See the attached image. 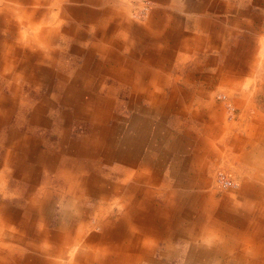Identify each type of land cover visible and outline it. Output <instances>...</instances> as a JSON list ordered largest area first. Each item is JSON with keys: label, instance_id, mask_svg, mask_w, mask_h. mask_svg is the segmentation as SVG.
<instances>
[{"label": "crops", "instance_id": "crops-1", "mask_svg": "<svg viewBox=\"0 0 264 264\" xmlns=\"http://www.w3.org/2000/svg\"><path fill=\"white\" fill-rule=\"evenodd\" d=\"M46 1L0 0V79L13 91L16 81L47 89L30 106V125L46 130L48 118L41 115L48 108L56 107L62 119L57 150H40L38 139L14 128L0 138L5 149L0 162L15 168L19 182L32 185L24 205L21 196L18 205L0 200V264H173L171 247L165 260L155 256L153 242L161 239L168 245L190 244L183 264H264V245L258 244L261 221H252L242 203L201 191L210 183L204 176L208 162L218 156L230 167L236 156L250 177L243 179V194L264 195V101L257 95L258 74L264 69L263 21H245L257 14L247 8L235 12L231 0H187L183 12L207 14L199 20L202 36L172 22L179 16L163 7L172 0H149L150 14L143 22L130 16L133 0H56L59 16L39 7ZM113 2L114 7L108 5ZM252 2L264 9V0ZM231 11L233 17L225 15ZM48 14L55 22L47 20ZM86 24L92 28L90 39L82 30ZM233 35L241 37L228 41ZM82 40L91 43L89 49L80 44L68 50L70 42ZM170 50L184 59L205 57L195 67L201 72L184 79L188 84L198 80L193 94L175 81L168 97L161 94L170 82L165 71L171 67ZM64 57L69 58L68 75L56 66L65 68ZM107 76L135 85L128 106L138 115L125 127L121 147L116 146L119 131L108 125L115 109L109 97L117 87H108L107 96L98 94L105 90L100 85ZM53 78L59 80V93L51 100ZM216 92L226 93L229 101L216 100ZM5 96L0 90V125L10 119L9 103L16 102ZM194 97L199 102L193 106ZM171 111L187 120L174 131L161 126V117ZM148 115L159 117L156 126ZM72 121L90 123L91 133L68 147L65 135ZM168 136L173 144L161 150V140ZM40 173L43 181L36 185Z\"/></svg>", "mask_w": 264, "mask_h": 264}, {"label": "rangeland", "instance_id": "rangeland-1", "mask_svg": "<svg viewBox=\"0 0 264 264\" xmlns=\"http://www.w3.org/2000/svg\"><path fill=\"white\" fill-rule=\"evenodd\" d=\"M46 1V0H45ZM56 0H48L46 1L47 3L44 4V6H39L42 9H48L49 11H51V15L54 16H59L61 14V6L56 4L55 2ZM192 3L201 1V0H192ZM228 1V0H226ZM236 1V2H233ZM231 0L229 1L234 8L235 12L244 10V8H247L246 11H249L250 13H255L257 14V17H253L250 16L247 19L245 18V21L248 20L250 23L258 25L261 23L260 20L263 21L264 23V9L262 10V6L260 5H252V1L253 0ZM154 2H157L156 0H152V4ZM115 3H109L108 5L111 7H114ZM151 2L149 0H133L131 1V5H130V16L133 20L137 21V22H143L147 19V17L150 14V10H151ZM105 5V4H103ZM159 5V4H158ZM165 6H163L166 9H171V12L173 13V15L175 16H179L178 22H176L175 20L172 22L178 27V29L181 30H185L187 32H193L196 33L198 35H202L204 36V31L200 28V24H199V20H202V16H207V14H195L193 12H189V13H185L183 12V9L185 7H187L188 5H190L189 3H187V0H172L171 2H166L164 4ZM81 9L83 8V5H78ZM163 8V9H164ZM96 11H99L98 8H95ZM82 14V13H81ZM235 13L233 11H231L230 13L225 14L228 17H233ZM249 14V13H248ZM53 18V17H52ZM50 17V15L48 14V18L51 22H55L56 19H52ZM84 19V18H83ZM155 21V20H154ZM166 21V19H165ZM159 22V21H157ZM159 25H161V22H159ZM87 27L82 28L83 32H85V39H90V37H92V28L90 26H88V24H86ZM153 26H157V24H153ZM229 26V25H227ZM264 27V24H263ZM241 32V30H240ZM9 37V36H8ZM241 35H233L230 37V39L228 41H235L236 39H240ZM59 42L61 43V46L65 49V51H63V53L65 52V54L67 53L68 55V51L66 49L65 44L63 43L62 40L60 39ZM87 46L86 48L89 49L90 48V44L88 41L84 42V40H82V42H70L69 43V48L75 46ZM172 49V48H171ZM136 53V52H135ZM137 54V53H136ZM170 56H169V60H168V66L171 65V67L168 69L166 67V73L170 75V78L167 79V81L169 80L170 82H167V84L162 88L161 90V94L166 93V96H169L170 89H171V85L172 83L177 82V85L179 87H181L182 89H184L185 91L193 94V92L195 91V88L197 87L198 83L196 81V83H192V84H188L186 82H184L185 76L190 73V72H194L197 75L201 72L198 71V69H196L195 67L197 65H200L202 63L205 62V57H203L202 54H199L197 57H194V59H190L189 57L187 59L182 58L181 56H178L176 54V51H172L170 50L169 52ZM139 55V54H137ZM69 56V55H68ZM158 56V54H157ZM70 57V56H69ZM260 57L263 59V67H264V52L260 55ZM99 55L96 53L95 55V59L98 60ZM157 57H154V59H156ZM158 58H161L160 56H158ZM64 59V60H63ZM63 59H61V61L63 62V65L65 66V68H59V64L56 63L58 61V58H54L52 59V63L58 68V70H60L64 75H68V70L67 67L68 65V57H64ZM182 59H184L182 61ZM163 60V58H162ZM164 61V60H163ZM166 65V64H165ZM55 66V67H56ZM52 67V68H55ZM205 70H208L204 67ZM203 70V69H202ZM133 71V70H132ZM135 71V70H134ZM258 85L260 87V89L258 90L257 95H259V97L262 98V101H264V69L262 70V72H259L258 74ZM263 82V83H261ZM16 83V84H15ZM14 83V87L15 90H10L9 88L6 87L5 81L0 79V90H1V94L3 96H5V98L9 101H13L12 98L14 100H16V102H12L9 103L10 105L13 106V111L11 112V116L10 119L8 120L7 123L5 124H1L0 125V138L3 137V132L5 129L7 128H14L17 131H21L22 134L24 135H29L33 138L38 139L39 141V149L43 150V149H47V148H53L54 150L58 149L57 146V142L59 140V137L61 135L60 131H59V126L62 125L60 124V122L62 121V119L60 118V113L58 114L59 110H56V107L54 109L52 108H48V110H46L45 113H43L41 116L48 118V127L46 128V130L41 129V127H35L33 125L29 124V118L31 116V111H30V106L35 103V101H40L39 99L42 97V95L45 94V92L47 91V89L43 88L42 86L39 87L38 86H34L31 85L29 83H22L20 81H16ZM3 86V88H2ZM51 90H49L50 92V99L52 100V97L56 95V93H59V80L57 78H53L52 83H51ZM100 86L104 87V91L103 92H98V94H100L101 96H107L106 92H107V88L110 86H116L117 87V91L115 93V95L113 97H109L111 101H113L114 105H115V109L113 112V117L110 119L109 121V126H116V129L119 131L118 134H116V146L117 147H121L122 142H123V135L125 134V127H127L128 123L130 121L133 120V117L138 115L137 112H135V109L130 106H128V102H129V97H130V92H132V88H134L133 86L135 85H125V84H119L117 82H115L112 78H110L109 76L104 78V81L101 83ZM98 86V87H100ZM2 88V89H1ZM38 88V90L36 89ZM46 90V91H45ZM47 93V92H46ZM215 99L219 100V101H229L228 100V96L226 95V93H222V92H216L215 94ZM143 104H145V100L143 99ZM193 106L199 102V99L196 97L193 98ZM141 102V101H140ZM59 108V107H57ZM62 109V107H61ZM162 109V108H161ZM171 109V108H169ZM168 110V109H167ZM261 111L262 113H264V106L261 107ZM168 112V111H167ZM140 116V115H139ZM141 117V116H140ZM158 116L156 115H152L151 117L148 115L147 116V121L153 123V126H156L157 121H158ZM61 120V121H60ZM187 123L185 118H179L177 117L174 113H169L165 118L161 117V126L165 129H173L176 127V124H178V122H184ZM1 122V121H0ZM188 124L192 125V123L188 122ZM190 125V126H191ZM91 124L88 122H71L69 124V127H71V130L69 131V135L65 137L67 138V146L70 147V143H73L72 140L75 139L76 141H80V139L82 138V136H85L86 134L91 133V128H90ZM123 129V131L121 129ZM187 129L190 130V127L188 126ZM168 134V133H167ZM171 134V133H170ZM173 134V132H172ZM166 135V134H165ZM168 136L164 139L161 140V150L165 149V148H170V145H172L173 140L169 139ZM173 138V137H171ZM7 139L3 140V145H5V148L8 145V141H6ZM172 147V146H171ZM5 149L2 148V139H0V160L4 159V154H2V152L4 153ZM172 156V155H171ZM184 156V155H183ZM182 156V157H183ZM173 157V156H172ZM216 161H213L211 164L210 162H208V166H207V173L205 171L204 176L207 178H209L210 183L208 185V187H203L201 189L202 193L204 192L209 193L211 192L212 195L214 196V199L216 200H220V201H229V202H240L242 203V208L244 211L250 212L251 213V220L252 221H256V220H260L261 221V227L259 228V237L262 240L261 243H258L259 245H264V218L261 214V209H262V204H264V195L260 196V194L254 195L252 197L247 196L245 194H243L244 190H243V179H247L250 178L246 175H244L245 173V168L244 166L246 164H238L236 162V156L233 157V161L234 163L231 164L232 166L228 167L226 164L227 162L224 161V158L220 159L218 156H216ZM167 164L170 165L169 160H167ZM211 165V166H210ZM114 168V166H113ZM169 167H167L168 169ZM202 168V167H201ZM14 171L15 168L12 165H6L4 162L2 164V162H0V200H4V201H8V202H12L13 205H18L17 201H19L20 196L22 197V201L24 203H21L22 205L25 204V201H27V197H29L28 195L30 194V190L29 188L32 187V185L30 186L29 183L27 181H20L19 182V176L16 177L14 175ZM203 173V172H202ZM207 174V176H206ZM227 175L225 176L226 178H228V180L232 179L234 180V183L229 182L231 184H233V187L230 188H221L218 186L217 181H218V177L219 179H221L222 177H224L223 175ZM253 176V174H252ZM42 177H44V173H40V178L37 181L36 185H40L43 181ZM51 177V176H50ZM224 177V178H225ZM251 180L253 181V177L251 178ZM167 182H169V180H165ZM249 181V182H252ZM163 183L165 184L164 181H161V185H163ZM51 184V183H49ZM169 184V183H168ZM237 185V186H236ZM255 185H257V188H259L262 184L261 181L258 180L257 183H255ZM264 193V192H263ZM18 197V199H17ZM159 201H161V205L164 204L165 200H164V196H162L161 194V198L159 199ZM193 203H197L195 201H193ZM232 205V204H231ZM264 206V205H263ZM246 208V209H245ZM117 213V209H115V214ZM202 214H204L203 212H201ZM93 215V214H92ZM90 216V221L94 222V218L93 216ZM258 218V219H257ZM99 231V228L95 229V232ZM258 237V240H259ZM210 241H213L215 236L210 235L209 237ZM263 242V243H262ZM153 247H155V252H156V258L165 260L166 258H164V252L165 250L169 247H171L170 251L172 253L173 256H175L173 258L170 257L169 260H171V262L173 264H183L184 259L182 260L183 257H185L188 254L190 244H186L185 240H182L181 243L178 244H174V245H168L165 244L162 239L161 241H154L153 242ZM176 247H178L176 249Z\"/></svg>", "mask_w": 264, "mask_h": 264}, {"label": "bare ground", "instance_id": "bare-ground-1", "mask_svg": "<svg viewBox=\"0 0 264 264\" xmlns=\"http://www.w3.org/2000/svg\"><path fill=\"white\" fill-rule=\"evenodd\" d=\"M133 80V79H132ZM150 83H151V81H150ZM157 83V82H156ZM158 84V83H157ZM156 84V85H157ZM155 88V87H154ZM157 88V87H156ZM139 89L141 90V88L139 87ZM155 90V89H154ZM151 90H149V92H150ZM157 93L155 92V95H156ZM103 97V96H102ZM101 97V98H102ZM156 105H157V103H156ZM101 107H102V105H101ZM160 108V107H159ZM103 110V109H102ZM98 120V119H97ZM140 138V137H139ZM141 139H142V137H141ZM105 141H107V140H105ZM111 141V140H110ZM105 145V144H104ZM107 145V144H106ZM97 146V145H96ZM80 157V156H79ZM88 157V156H87ZM111 158V157H110ZM144 164V163H143ZM264 164V163H263ZM135 167V166H134ZM89 168V167H88ZM62 169V168H61ZM156 171V170H155ZM62 172V171H61ZM77 172H79V171H77ZM67 173V172H66ZM84 173V172H83ZM94 173V172H93ZM81 175V174H80ZM132 175H133V173H132ZM139 175V174H138ZM223 175V174H222ZM82 176V175H81ZM125 176H127V175H125ZM224 176V175H223ZM225 176H227V175H225ZM224 176V177H225ZM220 177V176H219ZM219 177H218V181H217V184H218V186L219 187H221V188H230V187H233V184H231V183H229V182H232V183H234V180H232V179H230V180H228V178H224V177H222L221 179H219ZM83 179V178H82ZM75 181H76V179H75ZM73 182V181H72ZM78 183V182H77ZM70 184V183H69ZM78 185V184H77ZM237 186V185H236ZM80 187V186H79ZM83 187V186H82ZM76 190V189H75ZM70 191V190H69ZM143 191V190H142ZM73 192V191H72ZM71 192V193H72ZM149 195V194H148ZM80 196V195H79ZM82 196V195H81ZM147 202V201H146ZM100 205V204H99ZM116 224V223H115ZM115 224H113V225H115ZM113 227V226H112ZM108 228V227H107ZM67 232V231H66ZM68 233V232H67ZM82 240V239H81ZM49 244V243H48ZM56 249V248H55ZM62 252V251H61ZM61 254V253H60ZM8 260V259H7Z\"/></svg>", "mask_w": 264, "mask_h": 264}]
</instances>
